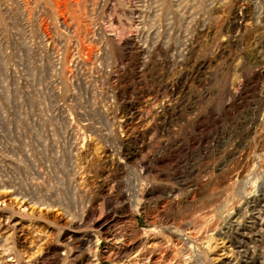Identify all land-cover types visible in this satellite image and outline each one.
I'll use <instances>...</instances> for the list:
<instances>
[{
    "label": "rangeland",
    "instance_id": "1",
    "mask_svg": "<svg viewBox=\"0 0 264 264\" xmlns=\"http://www.w3.org/2000/svg\"><path fill=\"white\" fill-rule=\"evenodd\" d=\"M0 264H264V0H0Z\"/></svg>",
    "mask_w": 264,
    "mask_h": 264
}]
</instances>
